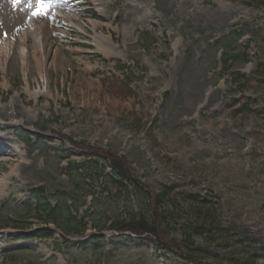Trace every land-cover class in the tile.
<instances>
[{
    "label": "rangeland",
    "instance_id": "1",
    "mask_svg": "<svg viewBox=\"0 0 264 264\" xmlns=\"http://www.w3.org/2000/svg\"><path fill=\"white\" fill-rule=\"evenodd\" d=\"M19 1L20 27L34 19L44 39L41 52L28 36L0 53V181L12 173L0 184V264H199L111 227L141 215L205 264H264V7L99 0L75 28L54 8L33 15L41 0ZM4 29L0 41L18 31ZM98 34L120 54L99 50ZM29 131L40 136L27 142ZM90 147L125 156L144 187L113 184ZM46 227L53 237L21 236Z\"/></svg>",
    "mask_w": 264,
    "mask_h": 264
},
{
    "label": "trees",
    "instance_id": "2",
    "mask_svg": "<svg viewBox=\"0 0 264 264\" xmlns=\"http://www.w3.org/2000/svg\"><path fill=\"white\" fill-rule=\"evenodd\" d=\"M249 3H258L264 6V0H245ZM235 57L233 56H228L225 57V61L233 59ZM238 58V57H236ZM246 106V108L248 107V105H244ZM91 153L94 156H98V157H103V158H108L112 165H113V172H114V177L115 179L111 178L113 182H117L118 185H124L125 182L127 181H133V180H137L134 176L132 167L130 165V163L128 162V160L125 157L119 156L116 152L114 151H107V150H103V149H90ZM139 183V182H138ZM139 186V184H138ZM139 188V187H138ZM154 211H155V215L156 217H159V205H160V201H161V195L154 193ZM45 210V207H44ZM57 212V209H53L51 210L50 216L53 218H57L58 216L55 215ZM206 222V220H205ZM205 222L202 223L201 226H198L200 229L201 228H205L206 224ZM86 226H84L85 228ZM112 227L114 229H117L119 231H131L133 233H135L136 235L143 237V236H147L150 239H154V240H158L160 241L162 244H164V246L166 248H168L169 250H171L172 252H176L178 254H180L183 258L189 259L191 261H196L199 262V264H205L201 261H199V257L198 256H194L193 253L190 252H186L180 243H178L177 241L168 239L166 237V233L164 232V230L161 228L160 223L155 219V220H149L145 215H141L138 217L135 216H131L128 220H123V221H117L115 222ZM203 230V229H202ZM52 231L48 230L47 232L43 233V235L48 236L51 235ZM218 264H223L222 262H219ZM230 264H237L235 262H230Z\"/></svg>",
    "mask_w": 264,
    "mask_h": 264
},
{
    "label": "bare ground",
    "instance_id": "3",
    "mask_svg": "<svg viewBox=\"0 0 264 264\" xmlns=\"http://www.w3.org/2000/svg\"><path fill=\"white\" fill-rule=\"evenodd\" d=\"M8 3V7L4 4V3ZM132 6L134 8H130L132 11H130L131 15L135 16L136 13H138L137 10H139L134 4H132ZM2 9V10H1ZM23 9V7H21L20 5V1L16 0L15 6L13 4V0H0V28L1 27H5L4 30L10 29H16L18 30L20 28V25L24 24L23 21L24 19H26V17L24 15L21 14V10ZM26 11V10H25ZM6 17V22H4V18ZM8 18V19H7ZM43 24L42 26L39 25V34L37 36L32 35V37H34V42L36 44V50H38L39 52L42 51V42H40L41 40H43V35L41 34V30L43 28ZM74 26V25H73ZM78 28V27H77ZM28 29H24L23 30V37H25L28 34ZM96 39V43L98 44V49L101 50L102 48L106 49L108 51L109 55H119L120 51L117 48V45L115 44L114 40L112 39L111 35H105V34H98L95 36ZM25 49V48H24ZM24 49L22 48V55H24ZM5 47H3L2 45H0V53L1 51H4ZM26 57L24 56V58H22L23 60V64L25 61ZM38 62L37 67L39 70V74H42V72L44 71V66H45V60L43 58H39V60H37ZM0 68L5 70V62L3 61V59L0 56ZM2 85H4V83H2ZM46 91H36L34 93H32L33 95L36 94V96H38L39 94L45 93ZM27 112H31L30 110H28ZM16 143L19 142L18 138L15 139ZM15 143V148L14 150L18 153H21L20 151V146H17ZM12 176V173H9L8 175L4 176L0 183H8V181L10 180ZM2 190L0 189V198L2 197Z\"/></svg>",
    "mask_w": 264,
    "mask_h": 264
},
{
    "label": "snow or ice",
    "instance_id": "4",
    "mask_svg": "<svg viewBox=\"0 0 264 264\" xmlns=\"http://www.w3.org/2000/svg\"><path fill=\"white\" fill-rule=\"evenodd\" d=\"M15 3H16V0H13L14 6H15ZM45 7L46 6L44 5L43 0H41L40 10L37 12H34L33 15H46L47 13L44 11ZM47 7L50 8V5H47Z\"/></svg>",
    "mask_w": 264,
    "mask_h": 264
}]
</instances>
